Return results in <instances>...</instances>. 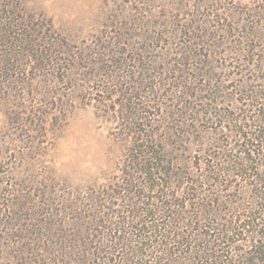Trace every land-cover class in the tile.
I'll return each instance as SVG.
<instances>
[{"label":"rangeland","instance_id":"rangeland-1","mask_svg":"<svg viewBox=\"0 0 264 264\" xmlns=\"http://www.w3.org/2000/svg\"><path fill=\"white\" fill-rule=\"evenodd\" d=\"M0 264H264V0H0Z\"/></svg>","mask_w":264,"mask_h":264}]
</instances>
